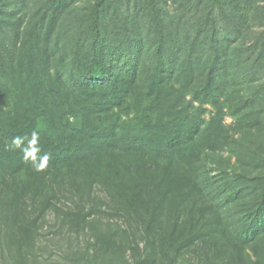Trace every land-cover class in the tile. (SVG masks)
I'll use <instances>...</instances> for the list:
<instances>
[{"label": "trees", "instance_id": "obj_1", "mask_svg": "<svg viewBox=\"0 0 264 264\" xmlns=\"http://www.w3.org/2000/svg\"><path fill=\"white\" fill-rule=\"evenodd\" d=\"M50 212L75 264H264V3L0 0L1 253Z\"/></svg>", "mask_w": 264, "mask_h": 264}, {"label": "rangeland", "instance_id": "obj_2", "mask_svg": "<svg viewBox=\"0 0 264 264\" xmlns=\"http://www.w3.org/2000/svg\"><path fill=\"white\" fill-rule=\"evenodd\" d=\"M264 3V0H260ZM210 107V106H209ZM211 108V107H210ZM209 114H207V117ZM233 117L227 116L226 122L228 124L233 123ZM222 155H230L229 150L222 151ZM235 156L233 160H235ZM105 222V221H104ZM114 223V221H111ZM61 222L55 218L53 212H50L46 220L43 222L44 235L38 242L36 248V254H39L37 260L38 263H34L35 257L29 261V264H75L76 261L71 259V255H68L70 250H77L79 246L83 245L85 233L78 235L74 230L71 231L67 226L61 227ZM100 224V221H99ZM116 226V223H114ZM0 264H19V261H15L12 254L1 253L0 251ZM118 264V263H114ZM120 264V263H119Z\"/></svg>", "mask_w": 264, "mask_h": 264}]
</instances>
